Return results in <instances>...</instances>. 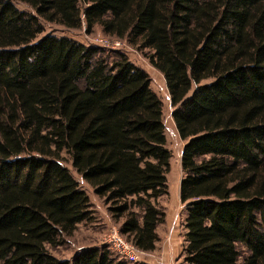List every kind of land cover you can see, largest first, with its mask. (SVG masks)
I'll list each match as a JSON object with an SVG mask.
<instances>
[{
    "label": "trees",
    "instance_id": "trees-1",
    "mask_svg": "<svg viewBox=\"0 0 264 264\" xmlns=\"http://www.w3.org/2000/svg\"><path fill=\"white\" fill-rule=\"evenodd\" d=\"M41 21L126 41L164 78L184 263L264 264V0H0V264H131L107 246L51 254L94 214L63 153L138 250L155 251L166 219L171 153L148 74L118 51L37 40Z\"/></svg>",
    "mask_w": 264,
    "mask_h": 264
},
{
    "label": "rangeland",
    "instance_id": "rangeland-1",
    "mask_svg": "<svg viewBox=\"0 0 264 264\" xmlns=\"http://www.w3.org/2000/svg\"><path fill=\"white\" fill-rule=\"evenodd\" d=\"M15 6L18 10L34 14V10H32L28 5L22 2H15ZM44 31L39 35L37 40L41 38L42 36L46 34H51L56 37H68L70 39H73L79 43H82L84 45L88 46H96V47H102L99 45H96V38L104 37V35L100 32L99 29H94V31L90 34L86 33L84 27H80L78 29H67L62 26L56 25V24H50L44 21H41ZM106 39V38H104ZM108 44H112L114 40H106ZM120 48L112 49L110 46L108 47H102L109 51H118L123 53L127 56L129 61L139 68L146 71L150 78V87L151 90L160 98L162 102V111H163V123L165 127V137H166V147L171 153V158L169 162V171L167 173V186H168V194L161 199H159L158 203L163 208L165 213L169 209H173L176 214L172 216L173 222L176 221V225H169L167 229V235L169 232L177 231V233H180L181 241L183 243V235L182 231L179 226H177L178 223L183 222L186 216V213H184V205L177 202L175 198L176 190L179 188L178 181L182 179L183 174L181 171V156H182V149L184 146V142L181 141V139L178 136V133L175 129L173 120H172V105L170 102L169 93L166 88V84L164 81V78L162 75L155 70L153 67L150 66L148 63V60L145 56V52L138 51L135 47L130 46L126 41L120 40ZM208 83V81L203 82V84ZM190 94V93H189ZM64 157V163L71 171L72 175L75 177L77 182L79 183L80 188L86 192V194L89 196V199H92V207H93V220L87 223L79 224L74 231V233L65 239V242L54 249H51L50 252L52 255H54L58 259L62 260H69L71 259L78 251L91 248V247H97V246H106L105 244V237L107 234V231L112 223L110 225L106 224L103 218V214L107 213L106 207H104L103 202L99 203L97 201H94V194L91 190V187L86 184L72 169L70 162L68 160V157L66 154H62ZM95 199H99L96 197ZM100 200V199H99ZM176 200V202H175ZM91 202V200H90ZM102 210V211H101ZM108 215V213H107ZM109 217V215H108ZM115 224V223H114ZM117 225V224H116ZM119 228V225H117ZM160 226H163L165 228V222L161 224ZM159 226V227H160ZM182 226V225H181ZM157 245V244H156ZM165 245V242H164ZM163 248H159L158 250L154 251L153 257L149 258L146 257L145 260L149 263L153 264H159V259H163L164 253H162ZM162 253V254H161Z\"/></svg>",
    "mask_w": 264,
    "mask_h": 264
},
{
    "label": "crops",
    "instance_id": "crops-1",
    "mask_svg": "<svg viewBox=\"0 0 264 264\" xmlns=\"http://www.w3.org/2000/svg\"><path fill=\"white\" fill-rule=\"evenodd\" d=\"M180 182H181V179L178 181L179 185H180ZM174 190H176L175 198L177 202L179 203V205L181 206L182 203L180 201L179 188L178 189L174 188ZM95 198H94V201H97L99 203L102 202V200H99V199L97 200ZM90 200H91V203H93L92 199ZM103 208H105V206ZM184 213H185V205H184ZM175 214L176 212H174L172 208L169 209L166 212L165 228L163 226H160V227L158 226L156 229L159 241L157 242L155 251L158 250L159 248L161 249L163 248L162 253H164V257H163L164 264H185L183 260V256H182V241H181L182 236L180 237V233H177V231H174V230L173 232H169L168 235L166 233L170 224L176 225V221L173 222L172 220V216H174ZM103 218H104L105 223L107 225L108 224L110 225L112 221L110 220V217H108L107 213L103 214ZM184 221L185 219L183 220V222L178 223L177 226L183 229ZM181 233L182 235H184V229ZM164 242H165V245H164Z\"/></svg>",
    "mask_w": 264,
    "mask_h": 264
},
{
    "label": "built area",
    "instance_id": "built-area-1",
    "mask_svg": "<svg viewBox=\"0 0 264 264\" xmlns=\"http://www.w3.org/2000/svg\"><path fill=\"white\" fill-rule=\"evenodd\" d=\"M106 38V39H104ZM114 40L112 44H108L106 41ZM123 42V40H121ZM96 45L102 46V47H108L110 46L112 49L120 48V39L117 38H111V37H99L95 40ZM105 244L106 246L113 251L115 254L120 256L122 259L126 260L128 263L131 264H153L149 263L145 260L146 257L152 258V253H145L140 250H138L131 242L127 241L119 231V228L116 224L112 223L109 227L106 237H105ZM159 264H164L163 259H159ZM157 264V263H156Z\"/></svg>",
    "mask_w": 264,
    "mask_h": 264
}]
</instances>
